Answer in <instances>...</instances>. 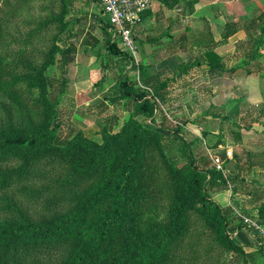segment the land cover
Returning <instances> with one entry per match:
<instances>
[{
    "label": "trees",
    "instance_id": "obj_1",
    "mask_svg": "<svg viewBox=\"0 0 264 264\" xmlns=\"http://www.w3.org/2000/svg\"><path fill=\"white\" fill-rule=\"evenodd\" d=\"M34 1L24 0L22 5ZM156 1L184 13H192L198 3ZM60 2L64 16L70 0ZM62 21L53 15L34 23L25 43L42 37L45 29L62 33L66 27ZM5 22L0 21V43L6 40L3 27L9 30ZM101 26L107 56L128 60L112 40L110 26ZM239 30L245 32L252 56L264 41V14L246 26L226 23L221 42ZM56 39L54 34L45 50L32 49L36 63L25 56L26 49L11 59L0 50V99L27 111L16 121L0 104L5 112L0 123V264H183L187 258L182 243L189 233L191 213L221 246L244 257L227 232L232 210L210 195L216 187H228L225 178L208 167L205 157L194 159L186 145L181 150L182 164L175 165L165 148V121L160 125L142 121L156 114V100L164 102L166 81L149 93L121 76L117 98L126 100L129 117L119 130L102 127L100 142L80 130L64 137L50 88L60 79L57 95L63 93L71 60L70 50L61 49ZM214 46L205 42L198 57L176 69L186 73L191 67L207 65L212 72L223 71ZM56 64L64 74L58 82L46 75ZM83 183L88 186L72 196L65 193ZM251 217L264 222V202Z\"/></svg>",
    "mask_w": 264,
    "mask_h": 264
},
{
    "label": "crops",
    "instance_id": "obj_2",
    "mask_svg": "<svg viewBox=\"0 0 264 264\" xmlns=\"http://www.w3.org/2000/svg\"><path fill=\"white\" fill-rule=\"evenodd\" d=\"M208 3V8H201L204 4L200 6L198 3L194 4L192 13L186 12L185 20L197 15L192 32L197 37L198 49L201 50L205 42L214 43L215 48L212 50L218 59L222 60L223 71L217 69L212 72L207 65L205 69L201 66L200 68L191 67L188 70L186 78L188 80L192 77L190 81L195 87L194 90L186 91L194 98L189 100L193 101L191 105L187 97L183 95L175 100L177 102L175 110L179 117L176 120L180 131L178 139L182 145L188 147L190 141L194 140L191 137L189 141V133L198 138L199 145L196 151L192 152L194 159L205 157L208 161L209 156L213 154H218L222 158L223 173L221 174L227 181L228 187L223 190L218 187L213 189L210 192L212 199L221 207L231 209L230 206H238L242 213L254 215L257 207L264 202V82L261 84L255 79L257 74L264 81V52L253 53L251 56L248 53L250 48L246 47V34L242 30L224 43L221 42V34L226 23L236 22L246 26L261 12L253 13L252 8L239 6L238 2L232 0H208ZM174 9L154 0L153 6L142 15V26L136 35L138 45L136 59L134 61L129 57L128 60L114 59L123 61L121 76L126 75L130 83L135 82V88L153 91L160 83L166 81V91H171L176 85H173V80H168L167 83V78L175 81L180 75L176 68L180 63L185 64V55L189 57L194 55L195 59L200 53H182L186 48L182 40L189 38V33L185 32V29H180L182 17L179 20L173 18ZM217 29H221V33ZM234 37L243 41L241 44L246 48V51L239 56L243 63L239 64L235 70L228 65L225 54L230 53V45ZM88 50L94 49L88 47ZM129 67L132 69L129 70ZM167 70L170 71V76H166ZM234 74L240 80L235 81V84L240 86L236 91L237 94L232 96L228 94L221 101L220 94L222 92L227 94L232 89L231 77ZM240 75L246 80L241 79ZM181 76H184L183 73ZM236 76L234 79L237 78ZM216 77L224 78L225 81L227 78L228 86L225 85V81L223 85L216 83ZM206 99L207 102H205ZM120 100L117 98L116 101ZM233 107L236 109H232ZM126 113L129 114L124 108L123 114ZM156 114L142 121L144 124L151 122V124L160 125L164 118H159ZM166 134L165 137L168 135ZM190 147L194 148V146ZM188 152H190L189 149ZM208 167L211 168L210 164ZM256 180L260 181L261 186L254 182ZM242 186L249 187L246 196L238 192L240 188H243ZM241 197L243 199L239 200ZM244 199L248 200L245 202ZM233 216L232 213L227 232L231 239L241 246L246 259L244 264H264V244L259 243L246 229L239 228L240 223L237 224ZM242 232L250 235L247 244L237 241V237Z\"/></svg>",
    "mask_w": 264,
    "mask_h": 264
},
{
    "label": "rangeland",
    "instance_id": "obj_3",
    "mask_svg": "<svg viewBox=\"0 0 264 264\" xmlns=\"http://www.w3.org/2000/svg\"><path fill=\"white\" fill-rule=\"evenodd\" d=\"M60 1L61 0H37L23 6L24 0H0V21L7 20V27L9 28L8 31H5L3 27V36H5L6 40L1 41L0 50L4 55H10L9 59H11L15 55H18V51L26 49L28 55L25 56L28 57V60L36 63L38 59L34 54L32 55V49L45 50L46 48L44 45H47L52 40L54 34H56V40L59 39L57 43L58 46L63 50H70L68 58L71 60V63L66 67V82L63 83V93L57 95L59 91L58 88L62 85L60 79L58 85L55 83V86L50 88V92H52V101L54 99L56 100L59 118L62 121L61 130L65 138H69L74 131L80 130L86 137L100 142L99 132L102 127L108 126L112 131H118L129 117L128 113L123 114L126 100L118 99L120 101H116L118 94L116 82L122 74L121 68L124 66L123 61L112 60L105 53L101 24L108 25V22L105 16H103L98 2L95 0H70L67 6L68 8H66L63 16L61 15L63 8H61ZM232 1L238 2L239 6L248 9L252 8V10H254L253 13L257 12L256 14H258L261 12L264 14V0ZM197 2L199 6L200 4H204L201 8H208V0H197ZM174 11L173 18H178V20L181 17L183 18V22H180L182 25L180 29H185V32L189 33V38H184V40H182L184 47H186L182 53L188 52L192 54V52H200L198 49V41L196 40L197 37L192 32L194 22L197 20V15H195L194 18L191 17L185 20L186 13L178 8H175ZM53 15L63 20L62 23H66L64 31L57 34L58 29L56 31L53 28L45 29L40 33L42 37H37L34 41H30L29 44H26L25 40H28V34L32 31L33 24ZM204 15L208 16L209 14ZM98 18H100V22H98ZM217 31L221 33V29H217ZM241 42L243 41L234 37L230 45V53H225L227 63L233 70H235V68L237 69L238 65L243 63V61H240L239 56L246 51V48ZM88 47L94 50H88ZM254 52L256 54L264 52V41ZM193 59L194 55L190 57L189 55H185L184 63H189V61ZM173 65L175 66V63ZM131 69L132 67H129V70ZM197 70L199 69L197 68ZM167 71L168 74H166V76H170V71ZM181 73L175 81L174 79L167 78V80H173V85L176 86L171 91H166V98L164 102H161V106L163 105V107L161 109L158 106L156 111L157 117L164 118L165 124L163 126L168 134H166L167 136L165 137V148L168 155L174 158V163L177 166L182 164L181 150L183 145L178 139V133L180 131L176 133L177 126L174 123L179 119V117H177L178 113L175 110L177 103L175 100H178L179 97L183 95L187 97L189 105H191L193 101L189 100L194 97L190 96L189 92L186 90H194L195 87L193 82L190 81L192 77L188 80L186 78L189 72L183 73V77ZM46 75L57 79L58 82V78H62L61 76L64 74L56 64L49 68ZM190 75L191 73L189 76ZM235 76L234 74V76L231 77L232 89L229 90V93L226 92L227 94H223L222 92L220 94L219 98L221 101L224 100L228 94L231 96L237 94L236 91L240 86L236 85L235 81L239 82L240 80L237 76V78L234 79ZM240 76L241 79L246 80L245 77L243 78L242 75ZM218 77L215 78L216 83L223 85L225 79ZM255 79L259 80L261 84L264 82L262 81V77L257 74ZM225 82V85L228 86L227 78ZM145 91L151 93V91ZM54 94H56L55 98L53 97ZM205 102H207V99ZM0 104L10 111L13 119L16 121H19V119L27 113L25 109H17L4 99H0ZM232 109H236V107ZM4 116L5 112L0 105V123ZM174 135L177 136L176 139L173 138ZM191 137L194 138V140H191ZM189 141V148L187 145L185 148L187 152L189 149L190 152L188 153L192 154L193 150L194 152L196 151L199 142L198 138L192 133H189ZM190 146H194V148ZM207 164H210L209 160ZM254 182L261 186L260 181L256 180ZM77 186L78 188L76 191L71 188L65 190V193L68 196L69 194L72 196L75 192L86 188L88 183ZM242 187L243 188H240L238 192L246 196L249 187ZM221 189L223 190L225 188ZM242 199L241 197L239 200ZM244 200L246 202L248 199ZM190 218L191 224L189 226V233L182 243V253L187 258L183 264H244L246 262L245 256L243 257L236 252H229L221 246L212 232H206L203 229L201 221L198 220L193 213L190 214ZM236 221L238 224L239 221ZM248 237H250L249 234L242 232L239 237H237V241L247 244Z\"/></svg>",
    "mask_w": 264,
    "mask_h": 264
},
{
    "label": "built area",
    "instance_id": "obj_4",
    "mask_svg": "<svg viewBox=\"0 0 264 264\" xmlns=\"http://www.w3.org/2000/svg\"><path fill=\"white\" fill-rule=\"evenodd\" d=\"M98 3L110 26L109 34L118 50L134 61L138 52L135 37L142 26V15L153 6L154 0H98ZM156 102L162 109L161 104L157 100ZM174 123L178 126L176 121ZM209 162L213 170L223 173V160L218 154L210 155ZM230 207L234 218L243 225V228L264 244V222L242 213L238 206Z\"/></svg>",
    "mask_w": 264,
    "mask_h": 264
},
{
    "label": "water",
    "instance_id": "obj_5",
    "mask_svg": "<svg viewBox=\"0 0 264 264\" xmlns=\"http://www.w3.org/2000/svg\"><path fill=\"white\" fill-rule=\"evenodd\" d=\"M202 68L205 69V68H207V66L204 65V66H202Z\"/></svg>",
    "mask_w": 264,
    "mask_h": 264
}]
</instances>
